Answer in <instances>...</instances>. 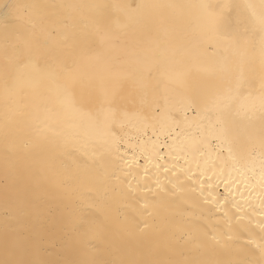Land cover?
<instances>
[{
    "label": "bare ground",
    "instance_id": "obj_1",
    "mask_svg": "<svg viewBox=\"0 0 264 264\" xmlns=\"http://www.w3.org/2000/svg\"><path fill=\"white\" fill-rule=\"evenodd\" d=\"M6 2L32 6L21 11L34 27L24 37L32 48L20 43L15 62L0 29V264H264L261 189L253 180L254 187L229 195L218 172L209 186L201 168L215 154L201 144L204 123L189 106L193 93L227 96L243 81L237 104L256 105L258 141V43L208 51L203 11L189 7L258 0H0ZM105 28L116 45L134 38L147 56L135 67L120 60L106 68ZM36 46L40 56L27 54ZM38 104L60 121L53 125L60 135L35 139L26 114ZM112 111L123 127H112ZM152 117L165 133H181L169 143L189 149L187 162L169 160L175 175L149 166L156 178L137 184L110 139L118 134L135 144ZM248 124L234 131L238 158L250 144ZM120 155L131 160L130 152Z\"/></svg>",
    "mask_w": 264,
    "mask_h": 264
},
{
    "label": "snow or ice",
    "instance_id": "obj_2",
    "mask_svg": "<svg viewBox=\"0 0 264 264\" xmlns=\"http://www.w3.org/2000/svg\"><path fill=\"white\" fill-rule=\"evenodd\" d=\"M32 6L20 5L18 3L6 2L0 4V29L4 42L5 55L11 54L13 62L19 58L18 45L24 43L25 49H31L30 45L24 37L31 33L30 14L21 9H28ZM169 7H179L170 5ZM203 11L204 18L207 22L208 43L212 46L208 51L221 43L231 45L237 49H248L258 43L261 54V68L264 71V0H258L255 3H247L245 5H236L231 3H201L195 6ZM241 9H244L241 12ZM233 13L236 19L233 21ZM50 40L56 39V34L50 31L47 34ZM99 38L106 48L111 52V57L105 67H110L112 61L123 60L130 67L142 61L147 56V50L139 41L132 38L127 45H116L117 37L109 30H100ZM254 50V48H253ZM29 55L40 56L39 46H36L34 52H28ZM245 85L243 81L237 83L235 89L229 90L227 96L216 95L211 98L205 97L200 93H193L190 97V107L193 110L194 117L200 119L204 123V132L201 144L213 149L215 159L206 158L201 168V175L206 176L211 186L212 176L219 173L218 178H223L225 184V192L231 195L235 188L240 192V186H244V190L254 187L253 180H256L261 195L264 196V91H262L259 100V111L261 120L257 134L254 126L251 125L252 116L256 110V105L252 103L249 106L239 105L237 101L240 97L245 96L243 91ZM264 89V84H262ZM250 97V94H248ZM27 107V106H26ZM158 114V113H157ZM28 119L26 123L33 126V135L36 140H47L49 134L58 136L61 133L54 124H59V120H52L47 114V109H41L36 105L31 113L26 114ZM112 127L119 124L123 127V122L118 118L117 113L112 111L109 113ZM245 121H248L246 129L250 144L244 150L243 154L238 158L234 152L235 138L234 131L241 127ZM112 134L110 142L113 146L112 151L116 160H125V166L134 169L126 173L132 177V181L139 184L147 179H155L151 173L150 167L159 172H172L175 175L177 165L173 163L169 166V160L185 159L187 162V153L189 149L179 146L178 143H169V140L178 138L181 133H176L173 137L172 131L165 133L163 126L158 125L155 117L151 119L145 118L142 122V128L137 136L135 144L126 140L124 136ZM161 137H164L163 139ZM195 152L203 153V147L200 145H192ZM125 154L131 153V160L121 156V151ZM227 153L225 156L224 154ZM144 161L141 165L139 161ZM258 161V163H257ZM195 163L201 167V162L196 160ZM143 169L141 175L139 169ZM227 169V174H225ZM191 171V169H189ZM211 172L212 175H208ZM235 173V178L233 177ZM115 175V173H114ZM132 181H125L131 186ZM203 186V184L201 185ZM234 199V198H233ZM228 201V196L224 197V202ZM219 204V202H217ZM264 205V201H262ZM264 214V213H262ZM264 253V246L261 248Z\"/></svg>",
    "mask_w": 264,
    "mask_h": 264
}]
</instances>
